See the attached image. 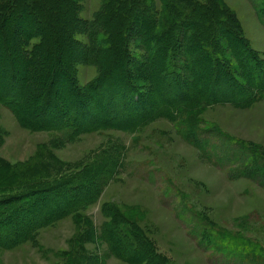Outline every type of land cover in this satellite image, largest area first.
Returning a JSON list of instances; mask_svg holds the SVG:
<instances>
[{"label": "rangeland", "instance_id": "374dc122", "mask_svg": "<svg viewBox=\"0 0 264 264\" xmlns=\"http://www.w3.org/2000/svg\"><path fill=\"white\" fill-rule=\"evenodd\" d=\"M218 2L264 60L261 0ZM78 3L80 43L72 48L70 79L86 90L99 69L84 61L81 50L88 41L87 20L103 0ZM56 93L57 100L65 98ZM187 115L68 138L24 127L0 103V197L27 189L28 182L49 184L104 167L95 201L40 226L13 247L0 245V264H144L111 250L103 232L113 225L137 247L152 249L161 264H264V91L248 106L218 103ZM10 182L27 184L15 188ZM56 205L41 211L54 212Z\"/></svg>", "mask_w": 264, "mask_h": 264}, {"label": "trees", "instance_id": "16d2710c", "mask_svg": "<svg viewBox=\"0 0 264 264\" xmlns=\"http://www.w3.org/2000/svg\"><path fill=\"white\" fill-rule=\"evenodd\" d=\"M79 7L78 0H0V103L26 128L68 138L107 127L133 129L159 116L185 120L212 104L248 106L264 91V60L218 0H103L87 20L81 50L84 61L99 69L85 90L70 79L72 48L80 43ZM258 8L264 20V0ZM57 91L65 98L57 100ZM103 169L49 184L10 182L28 187L0 197V245L13 247L95 201ZM52 203L56 211H45ZM103 235L114 253L161 264L118 226Z\"/></svg>", "mask_w": 264, "mask_h": 264}]
</instances>
